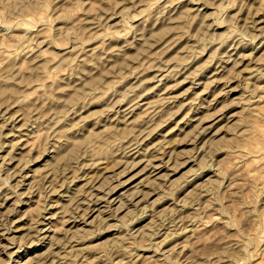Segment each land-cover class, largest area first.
Listing matches in <instances>:
<instances>
[{"label": "rangeland", "instance_id": "rangeland-1", "mask_svg": "<svg viewBox=\"0 0 264 264\" xmlns=\"http://www.w3.org/2000/svg\"><path fill=\"white\" fill-rule=\"evenodd\" d=\"M0 264H264V0H0Z\"/></svg>", "mask_w": 264, "mask_h": 264}, {"label": "bare ground", "instance_id": "bare-ground-1", "mask_svg": "<svg viewBox=\"0 0 264 264\" xmlns=\"http://www.w3.org/2000/svg\"><path fill=\"white\" fill-rule=\"evenodd\" d=\"M251 71H253V69H252ZM249 72H250V71H249ZM251 73H252V72H251ZM251 73H250V74H251ZM250 74H248V76H249ZM251 75H252V74H251ZM203 116H204V115H203ZM205 117H206V116H205ZM207 117H208V116H207ZM205 119H206V118H205ZM209 119H210V118H209ZM203 120H204V119H203ZM146 236H147V235H146ZM64 260H65V259H64Z\"/></svg>", "mask_w": 264, "mask_h": 264}]
</instances>
